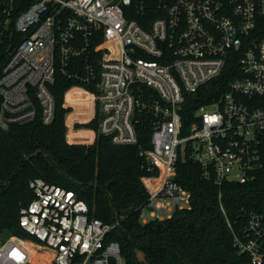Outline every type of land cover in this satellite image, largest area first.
Wrapping results in <instances>:
<instances>
[{"label":"built area","instance_id":"built-area-1","mask_svg":"<svg viewBox=\"0 0 264 264\" xmlns=\"http://www.w3.org/2000/svg\"><path fill=\"white\" fill-rule=\"evenodd\" d=\"M14 3L0 1L8 15ZM14 26L23 38L0 74V128L38 113L44 124L54 121L58 69L97 79L96 91H83L99 108L102 135L131 145L139 124L153 130L143 155L157 173L144 177L143 221L190 205L176 179L182 157L219 185L247 183L264 167V0H33ZM229 68L227 90L185 125L186 97ZM29 187L33 198L19 222L35 241L2 238L0 264H125L120 243L108 239L116 223L91 217L74 190L41 177ZM235 223L239 252L264 264V210L242 207Z\"/></svg>","mask_w":264,"mask_h":264},{"label":"trees","instance_id":"trees-1","mask_svg":"<svg viewBox=\"0 0 264 264\" xmlns=\"http://www.w3.org/2000/svg\"><path fill=\"white\" fill-rule=\"evenodd\" d=\"M31 2L15 0L10 15L0 4V74L10 52L23 38L15 29V18ZM6 18L10 20L3 26L1 21ZM230 70L203 86L197 97H186L181 111L185 125L194 120L199 106L223 95L231 80ZM96 81L82 82L58 69L51 85L56 103L54 121L44 124L38 113L31 123L0 128V237L16 235L35 241L19 220L21 208L33 198L29 182L41 177L74 190L88 203L91 217L117 224L108 239L120 243L125 264H251L236 247L229 223L236 226L242 207L264 210V167L247 183L219 185L213 177L205 176L195 161L182 157L176 179L190 192V205L177 208L172 217L143 221L141 210L149 199L144 177L157 173L143 155L152 147L151 125L145 120L139 124L136 144H114L99 131L97 106L91 121L76 124V129L94 131L95 141L89 143L90 132L71 131L68 135L67 116L72 111L66 105L68 91L71 103L83 101L85 96L91 102L84 91H96ZM78 115V111L73 113L69 123Z\"/></svg>","mask_w":264,"mask_h":264},{"label":"crops","instance_id":"crops-1","mask_svg":"<svg viewBox=\"0 0 264 264\" xmlns=\"http://www.w3.org/2000/svg\"><path fill=\"white\" fill-rule=\"evenodd\" d=\"M69 92L70 91H68V93ZM68 93H67V96H68ZM85 95H86V93H85ZM67 96H66V105L72 108V111L67 116L68 135L70 134L71 131H73V132H76V131L90 132L92 139L89 143H93L96 139V133L94 131L87 130V129H76L77 123H87V122L91 121L96 116V107H95V104H94L92 97H90L91 102L89 101V98L87 96H85V97H83L84 102L79 100V99H76L73 101V103H71L68 101ZM87 110L89 113L85 115V113H83V112H87ZM77 111L79 113L78 117H74L73 119H71L72 121H70V123H69L68 120H69L70 116ZM68 141L71 143H79V142H75V141H70L69 139H68Z\"/></svg>","mask_w":264,"mask_h":264},{"label":"rangeland","instance_id":"rangeland-1","mask_svg":"<svg viewBox=\"0 0 264 264\" xmlns=\"http://www.w3.org/2000/svg\"><path fill=\"white\" fill-rule=\"evenodd\" d=\"M19 237V236H18ZM19 238H21V237H19ZM2 238L0 237V240H1ZM22 239H24V238H22ZM32 252H34V253H36L37 255H38V248L37 247H35V248H32Z\"/></svg>","mask_w":264,"mask_h":264},{"label":"bare ground","instance_id":"bare-ground-1","mask_svg":"<svg viewBox=\"0 0 264 264\" xmlns=\"http://www.w3.org/2000/svg\"><path fill=\"white\" fill-rule=\"evenodd\" d=\"M35 248V247H34Z\"/></svg>","mask_w":264,"mask_h":264}]
</instances>
